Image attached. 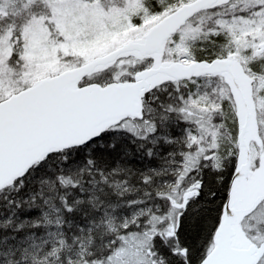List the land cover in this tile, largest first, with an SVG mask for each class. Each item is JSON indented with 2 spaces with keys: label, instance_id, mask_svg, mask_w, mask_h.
Segmentation results:
<instances>
[{
  "label": "snow or ice",
  "instance_id": "snow-or-ice-1",
  "mask_svg": "<svg viewBox=\"0 0 264 264\" xmlns=\"http://www.w3.org/2000/svg\"><path fill=\"white\" fill-rule=\"evenodd\" d=\"M0 264H264V0H0Z\"/></svg>",
  "mask_w": 264,
  "mask_h": 264
}]
</instances>
